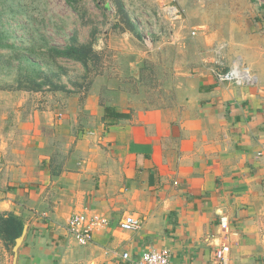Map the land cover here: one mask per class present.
I'll use <instances>...</instances> for the list:
<instances>
[{
	"label": "crops",
	"instance_id": "0c3cea01",
	"mask_svg": "<svg viewBox=\"0 0 264 264\" xmlns=\"http://www.w3.org/2000/svg\"><path fill=\"white\" fill-rule=\"evenodd\" d=\"M256 17V27L231 26L226 54L255 86L215 82L210 34L159 106H133V92L101 84L81 108L67 98L58 124L31 102L0 111V214L24 222L16 248L0 238V264H135L151 250L212 264L221 216L229 264H264V10ZM78 213L108 221L88 246L67 231ZM128 214L138 229L120 228Z\"/></svg>",
	"mask_w": 264,
	"mask_h": 264
},
{
	"label": "rangeland",
	"instance_id": "374dc122",
	"mask_svg": "<svg viewBox=\"0 0 264 264\" xmlns=\"http://www.w3.org/2000/svg\"><path fill=\"white\" fill-rule=\"evenodd\" d=\"M119 2L127 18L119 14L115 0H77L74 7L65 0H0V28L6 30L4 44L8 45L0 48V111L23 109L31 102L52 112L58 124L67 98L74 100L68 106L81 108L101 84L133 92V101H129L133 106H159L173 99L174 73L192 74L197 54L205 57V37L210 34H214L213 44L226 45L221 63L228 70L233 62L226 55L228 39L235 32L231 26L241 22L256 27V14L264 10V0ZM169 8L180 11L179 19L170 17ZM193 29L197 30L194 36ZM72 43L91 46L96 54L93 61L85 66L47 52ZM214 80L219 85H234ZM160 98H164L161 103ZM104 227L94 230L92 239Z\"/></svg>",
	"mask_w": 264,
	"mask_h": 264
},
{
	"label": "built area",
	"instance_id": "2783aa9c",
	"mask_svg": "<svg viewBox=\"0 0 264 264\" xmlns=\"http://www.w3.org/2000/svg\"><path fill=\"white\" fill-rule=\"evenodd\" d=\"M167 11L170 17L174 20L179 19L180 11L176 8H169ZM196 29H193L191 35H195ZM224 43H219L212 48L217 57L216 63L220 68L212 70V74L219 82L234 84L233 86L244 87L253 86L257 83V78L251 73L249 68L245 66L240 58L233 60L228 70H225L222 63V53L225 49ZM107 221L96 215L87 217L83 213L73 214L67 221V231L79 245H87L92 240V233L94 230L100 229L106 225ZM229 220L226 216L220 218L219 229L223 236V240H219L213 253L212 264H229V241L227 237L231 234ZM140 227V223L133 215H126L120 222V228L124 231H133ZM124 260L128 259V254L122 255ZM135 264H173L168 252L166 250L156 251L151 250L143 253Z\"/></svg>",
	"mask_w": 264,
	"mask_h": 264
},
{
	"label": "trees",
	"instance_id": "16d2710c",
	"mask_svg": "<svg viewBox=\"0 0 264 264\" xmlns=\"http://www.w3.org/2000/svg\"><path fill=\"white\" fill-rule=\"evenodd\" d=\"M69 6L74 7L77 0H65ZM116 8L119 14L126 16L124 12L123 5L119 0H115ZM127 18V16H126ZM0 23V27H1ZM134 28L133 26H130ZM7 36L6 30L0 28V48L8 47L4 44L5 37ZM32 52V51H31ZM48 54L53 55L54 57L74 60L87 65L88 62L93 61L96 54L94 53L91 46L88 45H79L72 43L65 46L64 48H49L47 50ZM30 53V52H29ZM24 222L21 217H16L14 215H8L7 218L0 217V237L5 242L6 246L13 245L14 241L19 238L23 231Z\"/></svg>",
	"mask_w": 264,
	"mask_h": 264
},
{
	"label": "water",
	"instance_id": "95a60500",
	"mask_svg": "<svg viewBox=\"0 0 264 264\" xmlns=\"http://www.w3.org/2000/svg\"><path fill=\"white\" fill-rule=\"evenodd\" d=\"M21 237H19V238H17L16 240H15V248L18 246V245H20V243H21Z\"/></svg>",
	"mask_w": 264,
	"mask_h": 264
}]
</instances>
